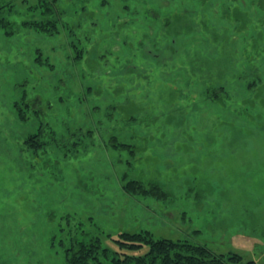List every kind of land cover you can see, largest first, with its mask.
Listing matches in <instances>:
<instances>
[{
  "label": "rangeland",
  "instance_id": "obj_1",
  "mask_svg": "<svg viewBox=\"0 0 264 264\" xmlns=\"http://www.w3.org/2000/svg\"><path fill=\"white\" fill-rule=\"evenodd\" d=\"M37 4L0 0V264L146 230L264 264V0Z\"/></svg>",
  "mask_w": 264,
  "mask_h": 264
},
{
  "label": "trees",
  "instance_id": "obj_2",
  "mask_svg": "<svg viewBox=\"0 0 264 264\" xmlns=\"http://www.w3.org/2000/svg\"><path fill=\"white\" fill-rule=\"evenodd\" d=\"M57 2L58 0H38V4L35 7H30V9L35 10L39 8L42 9L43 14L52 16L55 13ZM4 23L8 26L11 25L5 18L1 19L0 26ZM25 24L44 31L51 29L53 33L59 31L57 20H46L39 23L32 21ZM8 32L9 34L12 33L11 31ZM259 79L260 77H256L254 80L258 81ZM212 88L214 89V87ZM212 88H209L206 94L208 96L214 94V97H219L214 93ZM16 106L23 120L28 119L26 114L40 112V109L32 111V105L29 106V104L27 105V108H29L28 112L21 105L17 104ZM27 143L34 147L41 145V134L31 136L27 140ZM113 143L112 146L124 147L123 143L116 141V138L113 139ZM125 190L131 194H148L160 199L165 197V194L162 193L158 185L151 183L145 186L143 182L138 180L129 181L125 186ZM114 242L122 250L119 252L121 256L109 259L114 254L109 248H102L100 238H92L89 241H75L72 243V247L67 249L66 262L67 264H256L253 260H244V257L238 253L217 254L205 244L192 243L188 240L154 238L153 234L147 230L141 232H122L118 238L114 239ZM145 246H147L148 250L144 254L135 255L126 253L129 251H140Z\"/></svg>",
  "mask_w": 264,
  "mask_h": 264
}]
</instances>
